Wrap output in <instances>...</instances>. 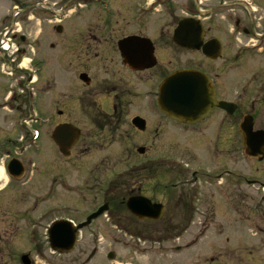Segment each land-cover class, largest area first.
Returning <instances> with one entry per match:
<instances>
[{
  "label": "flooded vegetation",
  "instance_id": "af4514ba",
  "mask_svg": "<svg viewBox=\"0 0 264 264\" xmlns=\"http://www.w3.org/2000/svg\"><path fill=\"white\" fill-rule=\"evenodd\" d=\"M2 1L0 176L7 181L0 191L35 195L23 203L34 211L47 205L37 220L56 211L70 215L53 218L43 235L29 233L28 218H14L9 200V220L0 221V256L13 237L36 245L30 258L46 246L53 256H68L50 249L49 229L79 225L78 210L92 207L72 183L78 162L94 146L127 141L134 146L128 158L139 160L132 185L108 189L84 221L107 206L115 222V207L128 212L129 199L145 198L162 209L158 220L133 216L162 227L153 236L150 264H264V251L255 253L249 244L264 241V229L241 234L237 226L247 224L235 221L230 233L209 232L216 210L264 209V161L249 154L251 148L263 154V140L252 134L264 132V0H24L10 16L9 0ZM249 63L245 77L238 74ZM183 71L203 79L198 86L206 105L194 115L197 107L186 103V122L175 120L172 104L159 105L164 83ZM9 80L21 89L9 90ZM62 127L71 128L64 152L55 140ZM91 172L81 185L87 190ZM65 193L68 201L49 206L52 195ZM25 222L28 229L21 231ZM176 241L190 243L172 252L168 246ZM231 242L238 244L230 248Z\"/></svg>",
  "mask_w": 264,
  "mask_h": 264
},
{
  "label": "rangeland",
  "instance_id": "374dc122",
  "mask_svg": "<svg viewBox=\"0 0 264 264\" xmlns=\"http://www.w3.org/2000/svg\"><path fill=\"white\" fill-rule=\"evenodd\" d=\"M23 1L24 0H9V16L15 13H13L16 8L15 6ZM4 15H7V9L5 3L0 0V17H4ZM0 23H3V20L1 22L0 19ZM21 26L22 25L18 27L21 28ZM28 62L29 61H26L24 66H27L26 64ZM177 62L180 63L181 60L177 59ZM251 65L252 63L240 66L238 74H242L245 77V70ZM65 82L66 81L63 79V84L66 86ZM11 89H21V84L15 80H9V90ZM1 91L2 88L0 87V100L2 96ZM0 122H3L2 114H0ZM0 126L2 125L0 124ZM112 142H109L103 147L94 146L92 152L78 162V170L76 173H73V177L76 175V181L73 178L72 183H77V187L82 189L78 191V198L79 196L85 197L87 201L93 202L91 208H85L84 206L83 209L78 210L76 213L77 215L74 217L76 223H82L87 215L95 211L98 206L100 207L102 205L105 200L103 193L108 189L111 190V192L116 191L115 193H117V188L122 186L123 183L126 184L127 187L129 185L131 186L133 183V167L139 162V160L136 156H133L130 159L128 156L134 146L127 141H119L114 144H112ZM255 169L256 166L254 167V172L256 171ZM91 170L94 172H91V178L88 184L89 190H87L88 187L86 188L81 185H86L85 182L89 179L88 176ZM2 180V182H0V189L5 186L7 181L5 177ZM158 191H160V187H158ZM30 196L31 198H27V196L16 192H14L12 196H9V190L3 193L1 192L0 205L8 209L5 210L0 208V221L3 220L2 222H7L9 220V200L13 201L12 212L14 218H28L29 233L36 229L39 231V235H43L46 227L53 218L70 215V213L56 211L49 215L45 221L37 220V218L40 217V214L47 212L45 209L47 205L40 206L37 211H34L32 205L29 206L23 203L24 201L33 202L37 199L35 195ZM70 196L71 195L67 193L56 194L52 195L51 199H48L47 201L53 202L49 205L50 207H59L60 199L65 197L68 201ZM53 197L55 199H53ZM113 212L116 216L114 219L116 221L119 219L122 222V227H118L112 221L113 218L109 217L108 214H105V216L93 222L90 227L83 229L77 248L70 255L62 257L53 256L49 251V247L46 246L45 249L47 251L40 256L32 254V260L35 264H150V252L157 247L154 244L153 236L162 233V227L158 226V229H155L156 225L151 226L149 222H139L130 213L120 209L119 206L115 207ZM207 213L208 211L206 210V215L209 216ZM215 214L216 223L211 226L210 233H215L214 230H216V233H230L231 231H229V227L232 226L230 224H233L235 221L247 224L237 226L239 230L238 233L241 234H259L262 233V230L264 229V222L262 221V218H264V209H219L215 211ZM166 216H168V213ZM246 219H248V221ZM26 224V222L24 224L19 223L21 231L23 229H28ZM189 243V241H176L171 243L168 248L173 252L175 247H186ZM6 244H8V247L6 246L7 254L0 256V264H22L21 255L24 253L26 255L29 249H33V245L36 246L26 238L22 239L19 237H13V240L6 242ZM236 244H238V242H231L230 248H233ZM249 244L254 245V249H256L255 253L258 252V254H260V251H264V241L260 238L253 240ZM211 245V242H207L206 249H212ZM197 248L198 246L194 249ZM110 253H115L116 257L114 261L108 259ZM93 255L94 257L91 258Z\"/></svg>",
  "mask_w": 264,
  "mask_h": 264
},
{
  "label": "water",
  "instance_id": "95a60500",
  "mask_svg": "<svg viewBox=\"0 0 264 264\" xmlns=\"http://www.w3.org/2000/svg\"><path fill=\"white\" fill-rule=\"evenodd\" d=\"M184 25H182L179 30L177 31L178 37H180L181 31L184 29ZM202 80L196 74H189V73H179L173 77H171L167 82L166 85L162 89V99L165 100L164 103L167 105H173L177 112L175 117L179 121H186L185 113L187 109L184 108V105L187 103L192 104L197 107L196 111L193 113L194 115L202 114L204 107L206 106L204 101V94L201 95L203 89L200 90L198 83H201ZM191 84L192 87H188V84ZM190 91L191 94L189 96H185L186 93L184 91ZM204 91V90H203ZM170 93V94H169ZM172 93V94H171ZM189 93V92H188ZM169 94V95H167ZM205 99L209 100V96ZM168 100V103L166 102ZM201 110V111H200ZM200 113V114H199ZM247 129L250 132L252 128V123L247 125ZM71 129L68 127H62L58 129L55 133V140L61 139V146L64 152L65 150V134L67 131ZM264 142V133L258 132V135ZM255 150V151H254ZM251 154L254 156L257 154L255 148ZM264 158H261L263 160ZM128 209L131 211L133 215L138 217L139 219H159L162 214V209L160 206L153 205L150 201L143 199V198H132L128 201L127 204ZM108 211V207L104 206L98 212L93 214L91 217L87 219L86 223L79 225L77 228H74L72 225L68 223H56L52 226L50 230V243L54 250H57L61 253H69L71 252L77 243L79 231L84 227L91 224L94 219H97L103 213ZM115 255L111 254L109 256L110 259H114ZM23 264H30V261L27 256L23 257L22 259Z\"/></svg>",
  "mask_w": 264,
  "mask_h": 264
}]
</instances>
